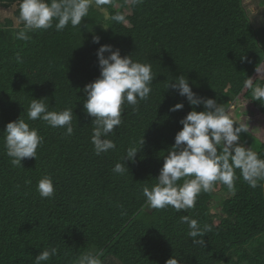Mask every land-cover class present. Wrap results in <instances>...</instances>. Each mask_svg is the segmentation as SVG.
I'll use <instances>...</instances> for the list:
<instances>
[{"label": "trees", "instance_id": "16d2710c", "mask_svg": "<svg viewBox=\"0 0 264 264\" xmlns=\"http://www.w3.org/2000/svg\"><path fill=\"white\" fill-rule=\"evenodd\" d=\"M19 2L0 0V230L12 248L39 254L55 247L50 262L97 248L108 264H165L172 256L179 264H264V180L252 188L237 169L232 189L216 182L198 195L195 208L180 212L171 206L148 210L142 192L155 184L153 175L159 176L156 170L171 148L181 115L204 110L203 104L192 106L166 88L168 82L184 75L197 96L213 98L227 110L243 94L248 76L264 64V27L252 30L242 1L111 0L102 8L93 3L81 25L69 24L63 31L53 25L30 32L27 40L15 35L22 27ZM130 2L135 9L131 25L113 21L116 13L126 17ZM103 44L150 64L156 77L148 100L135 110L125 109L122 124L109 134L116 148L96 155L84 86L100 76L97 50ZM263 79L257 77L255 84L264 85ZM245 97L264 116V100L253 99L251 89ZM34 98H43L49 110L73 108V134L40 119L28 120ZM180 101L183 109L170 111ZM20 116L38 130L43 143L36 158L13 166L3 130ZM240 142L264 158V139L254 132H241ZM131 146L140 148L135 162L125 159L128 170L114 173ZM141 159L155 172L144 170ZM45 175L55 187L50 198L37 190ZM220 188L230 198L222 199L215 213L214 191ZM183 215L211 226L203 245L188 235V225L180 222ZM6 252L1 246L0 264L10 263Z\"/></svg>", "mask_w": 264, "mask_h": 264}, {"label": "clouds", "instance_id": "9594fccd", "mask_svg": "<svg viewBox=\"0 0 264 264\" xmlns=\"http://www.w3.org/2000/svg\"><path fill=\"white\" fill-rule=\"evenodd\" d=\"M241 1L244 13L250 17L243 0ZM132 2L135 3L136 0ZM257 2L263 7V13L258 17H264V0ZM93 3L97 8H102L110 4L111 0H20L18 24H22V27L16 32V39L27 40L30 32L47 30L53 25L57 31H63L69 24L73 27L79 26L88 16ZM134 14L135 9L130 2L126 17L122 13H116L111 19L130 26V17ZM99 41V36L93 37L94 43ZM106 52L109 53L107 56ZM97 57L100 76L84 86L87 93L84 108L87 114L93 117L91 142L95 154L100 155L116 148L115 142L108 138L109 134H113L122 124L121 114L125 109L135 110L140 101L148 100L156 75L150 64L135 61L131 55L122 56L120 50H113L110 44L101 45L97 50ZM16 61L23 62L19 53L16 55ZM256 73L244 81L243 94L251 89L253 99L260 101L264 100V85L255 82L257 77L264 78V64L256 67ZM174 81H169L166 88L175 89L179 95L186 97L192 106L203 104L204 110L196 111L193 108L192 111L181 115L171 139V148L164 159H161L162 167L156 170L159 171V176L153 175L155 184L151 188L145 186L142 189L146 208L165 209L171 206L177 212L193 209L198 195L211 191L216 182L232 189L237 178V169L243 180L250 187L256 188L258 182L264 180V158L240 142L241 132L247 133L251 129L233 115L237 112L234 104L236 100L225 110L215 99L197 96L184 75L178 76ZM250 104L255 107L252 102ZM183 107L184 104L180 101L171 106L170 111L174 112ZM258 111L264 119L262 112L259 109ZM27 119H40L52 128H64L65 135L68 136L74 131L73 108L49 110L43 98L31 100ZM3 133L4 148L13 166H21L25 158H36L43 137L24 118L20 116L17 120L8 122ZM139 143L143 145L144 139ZM139 149L136 146L129 147L123 161L115 164L113 172L124 174L128 170L125 159L135 162ZM141 166L144 170L155 172L143 160ZM181 180L183 183H178ZM37 190L42 198L52 197L55 193L52 178L43 176L38 181ZM221 191L224 192L221 188L214 191L215 213L222 209L219 207L222 199L230 198L227 193ZM180 222L188 225V235L193 238L194 243L204 244L202 237L211 231V226L202 227L197 219L189 215L181 216ZM197 237L201 238L196 239ZM1 246L8 251L3 253L5 260L10 261L8 264H108V259L105 262L101 259L102 253L97 248L79 250L69 257L60 255L50 262V258L57 254L55 247L45 248L39 254L22 253L15 245V248H12L0 230V248ZM165 264H179V260L172 256Z\"/></svg>", "mask_w": 264, "mask_h": 264}, {"label": "rangeland", "instance_id": "374dc122", "mask_svg": "<svg viewBox=\"0 0 264 264\" xmlns=\"http://www.w3.org/2000/svg\"><path fill=\"white\" fill-rule=\"evenodd\" d=\"M257 1L260 0H243L245 8L251 17L249 21L253 31H258L264 26V17H258L262 15L263 7ZM234 104H236L237 109V117L233 114L235 118L240 123L246 124L251 129L250 131L254 132L259 139H264V119L259 115L258 109L246 100L245 93L236 99Z\"/></svg>", "mask_w": 264, "mask_h": 264}]
</instances>
